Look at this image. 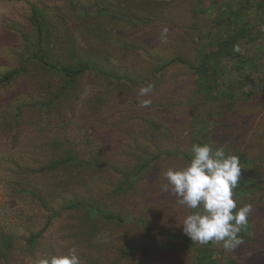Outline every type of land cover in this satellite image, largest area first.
Here are the masks:
<instances>
[{
  "label": "rangeland",
  "instance_id": "374dc122",
  "mask_svg": "<svg viewBox=\"0 0 264 264\" xmlns=\"http://www.w3.org/2000/svg\"><path fill=\"white\" fill-rule=\"evenodd\" d=\"M69 1L0 0V234L11 241L0 264H195L200 250L217 264H264V38L259 71L242 87L220 81L216 99L177 60L208 43L200 38L224 9L216 0ZM31 3L51 19L43 59L90 65L71 85L25 46L22 37L31 49L35 39ZM195 151L216 161L240 154L236 168L253 189L238 196L228 171L176 153ZM237 203L249 233L222 240L219 223Z\"/></svg>",
  "mask_w": 264,
  "mask_h": 264
},
{
  "label": "trees",
  "instance_id": "16d2710c",
  "mask_svg": "<svg viewBox=\"0 0 264 264\" xmlns=\"http://www.w3.org/2000/svg\"><path fill=\"white\" fill-rule=\"evenodd\" d=\"M27 1V0H24ZM212 2V0H208ZM245 2L247 0H244ZM243 0H227L219 2L216 0V9L218 7L224 8L221 11V14L218 17L214 18V27L215 29H210L206 33V37L200 38L201 41H208L207 44H199L197 47L195 57L192 61H185L179 57L177 60L186 63L189 68H191L197 78V84L199 89L202 91H207L210 95H214L218 99V94L220 93L217 89L219 82H225L227 84V89L230 90L232 86L242 87L245 84V81L251 76L252 71H259V68L262 66V59L260 55V48L257 43L261 38H264V0H253L251 5H255L251 10H247V7L243 4ZM203 4V0H198ZM75 1L70 0L69 4L71 7H77ZM77 4V3H76ZM29 21L35 30V39L33 41L32 48L25 41L26 37H22L25 43L26 48H28L29 53L32 58L37 59L45 67H48L52 70L60 71L62 74L69 77L70 80L68 83L71 85L80 74L89 68L90 65L86 62H77L74 65H62L57 66L56 64L50 63L43 59V51L40 50L41 43L51 39L52 34L49 27L50 17L40 8L36 3H31ZM207 7H211L210 5ZM210 11L211 8H208ZM253 14H257L255 17ZM245 41L250 43L256 42L257 46L255 51L249 52L246 50ZM33 50L34 52H31ZM41 53V54H39ZM19 71L13 69V73L17 74ZM99 72L104 75H109L113 77L117 76L113 72H107L102 69H99ZM3 77H0L2 81ZM226 79V80H223ZM65 87V86H64ZM250 92H253L250 89ZM215 93V94H214ZM212 97V96H211ZM264 135V134H263ZM264 139V136L259 137ZM202 141H196V146L200 148ZM198 150V149H197ZM170 154L171 152H165ZM179 155H182L185 159L189 160L193 166H199V168H204L203 165H206L212 171H220L222 175L224 172L228 171L230 180H232V190L237 193L238 196H246L253 189V182L251 181V175H246L242 173L236 167H239V160L242 156L238 153L227 154L226 157L221 161H216L213 158L204 160L200 151H195L193 155H188L184 152H176ZM161 156V154L151 155L145 162L138 165L135 169V172L138 174L147 169L152 162ZM70 160H77L76 156L71 155ZM62 161H54L48 166V169L52 170L56 168L59 164H62ZM232 164V165H231ZM255 166V165H254ZM258 167L256 166V169ZM226 177V178H227ZM225 178V179H226ZM122 188V187H120ZM78 205V202H70L64 205L63 208H73ZM103 217L107 219H116L113 214L104 213L99 209H96ZM247 209L244 208L242 203H237L231 212L223 218L218 227V237L223 238L228 235L237 234L238 239L242 240L249 233L248 222L246 221L244 214H246ZM53 216V215H52ZM244 217V221L241 217ZM51 218V217H50ZM49 219L45 223V226L30 235L28 241L33 244L35 240L42 234L44 228L49 226ZM233 232V233H232ZM0 233L3 231L0 229ZM251 233V231H250ZM251 235H248V238ZM10 243L6 238V235L0 234V258L6 259L9 255ZM136 249V248H134ZM202 249V248H201ZM200 250V249H199ZM145 253L144 250H141ZM213 252L209 251L204 253L202 250L198 251L195 257V264H217V262L212 258ZM223 264H241L235 259L227 258Z\"/></svg>",
  "mask_w": 264,
  "mask_h": 264
}]
</instances>
